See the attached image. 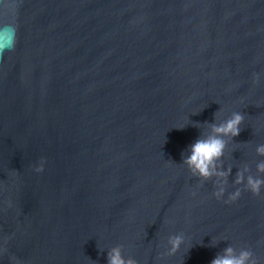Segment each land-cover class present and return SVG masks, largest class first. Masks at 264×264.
<instances>
[{
	"label": "water",
	"instance_id": "1",
	"mask_svg": "<svg viewBox=\"0 0 264 264\" xmlns=\"http://www.w3.org/2000/svg\"><path fill=\"white\" fill-rule=\"evenodd\" d=\"M6 25L0 264H107L117 246L136 264H211L229 245L264 264V188L234 183L264 176V0H0V47ZM233 112L218 200L224 178L182 154Z\"/></svg>",
	"mask_w": 264,
	"mask_h": 264
},
{
	"label": "clouds",
	"instance_id": "2",
	"mask_svg": "<svg viewBox=\"0 0 264 264\" xmlns=\"http://www.w3.org/2000/svg\"><path fill=\"white\" fill-rule=\"evenodd\" d=\"M5 35L9 36L8 42L0 47V51L7 49L9 46H15V32L16 28L13 25H6L2 31ZM256 81L259 82V75H256ZM245 120V116L240 112H233L231 118L227 119L221 124H212L211 128L213 135H209L206 138H198L192 143L190 148V155L183 156V162L188 165L194 176L202 178V181L212 180L214 176L223 177V184L217 182L215 184L216 191L214 192L215 197L219 200L225 196L227 177L231 175V170L227 172L217 171L216 161L220 159L226 148V141L223 139L224 136L237 137L241 132V125ZM259 155L264 156V145L257 148ZM46 160L41 159L38 165L34 166L36 172H42L45 167ZM257 170L260 173H264V162L257 165ZM235 185H244V191H250L255 195L261 193L264 188V176H252L249 175L246 178L244 174L238 172L234 181ZM195 194V193H194ZM242 194V189L237 188L234 193L228 194V199L225 203H232L238 200ZM184 242L182 235H176L169 240L171 245L170 255L175 254L181 244ZM107 264H136V261L131 258H125L122 254L120 247H113L108 250L107 253ZM211 264H259L255 253L250 248H241L237 252L236 248L229 245L223 249L222 254H217L216 257L211 261Z\"/></svg>",
	"mask_w": 264,
	"mask_h": 264
}]
</instances>
